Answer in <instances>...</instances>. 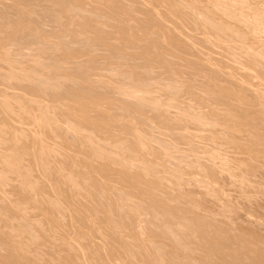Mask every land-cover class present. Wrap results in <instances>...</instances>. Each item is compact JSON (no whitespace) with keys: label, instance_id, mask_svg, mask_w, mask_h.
Masks as SVG:
<instances>
[{"label":"rangeland","instance_id":"374dc122","mask_svg":"<svg viewBox=\"0 0 264 264\" xmlns=\"http://www.w3.org/2000/svg\"><path fill=\"white\" fill-rule=\"evenodd\" d=\"M259 235L264 0H0V264H262Z\"/></svg>","mask_w":264,"mask_h":264},{"label":"bare ground","instance_id":"6f19581e","mask_svg":"<svg viewBox=\"0 0 264 264\" xmlns=\"http://www.w3.org/2000/svg\"><path fill=\"white\" fill-rule=\"evenodd\" d=\"M27 1H28V0H27ZM2 8H3V7H2ZM5 17H6V16H5ZM197 25H198V24H197ZM9 29H10V28H9ZM11 73H12V72H11ZM205 75H206V74H205ZM8 81H9V80H8ZM254 85H255V84H254ZM7 133H8V132H7ZM9 134H10V133H9ZM7 136H8V135H7ZM252 136H253V135H252ZM17 138H18V137H17ZM5 141H6V140H5ZM22 144H23V143H22ZM26 145H27V144H25V147H26ZM2 148H3V147H2ZM75 151H76V150H75ZM77 151H78V150H77ZM83 154H84V153H83ZM10 157H11V156H10ZM55 157H56V156H55ZM65 157H66V156H65ZM75 159H76V158H75ZM32 162H33V161H32ZM67 166H68V165H67ZM107 166H108V165H107ZM12 171H13V170H12ZM99 171H100V170H99ZM118 171H119V170H118ZM260 171H261V170H260ZM100 173H101V172H100ZM101 174H102V173H101ZM254 174H255V173H254ZM7 178H8V177H7ZM140 180H141V179H140ZM148 180H149V179H148ZM157 181H158V180H157ZM172 181L175 182L174 180H172ZM157 183H158V182H157ZM175 183H176V182H175ZM142 184H143V183H142ZM152 184H153V183H152ZM173 184H174V183H173ZM176 184H177V187H178V188L181 186L180 183H179L180 186H178V183H176ZM157 185H158V184H157ZM159 185H160V184H159ZM174 185H175V184H174ZM104 186H105V185H104ZM161 186H162V185H161ZM175 186H176V185H175ZM183 186H184V184H183ZM166 188H167V187H166ZM189 188H190V186H189ZM248 188H250V187H248ZM179 189H180V188H179ZM192 189H193V188H192ZM160 190H161V189H160ZM174 190H175V189H174ZM180 190H181V189H180ZM182 190H183V189H182ZM184 190H185V186H184ZM190 190H191V189H190ZM194 190H195V189H194ZM196 190H197V189H196ZM249 190H250V189H249ZM185 191H186V190H185ZM185 191H184V192H185ZM187 191H188V190H187ZM175 192H177V191H175ZM191 192H192V191H191ZM250 192H251V190H250ZM118 193H119V192H118ZM177 193H178V192H177ZM195 193H196V192H195ZM197 193H198V192H197ZM168 194H169V193H168ZM178 194H179V193H178ZM181 194H182V193H181ZM191 194H192V193H190V196H193L194 193H193L192 195H191ZM198 194H199V193H198ZM122 195H123V194H122ZM171 195H172V194H171ZM182 195H183V194H182ZM182 195H181V196H182ZM185 195L187 196V193H186ZM119 196H120V195H119ZM131 196H132V195H131ZM142 196H143V195H142ZM178 196H179V195H178ZM183 196H184V195H183ZM188 196H189V193H188ZM190 196H189V198H190ZM195 196H197V195H195ZM171 197H172V196H171ZM176 197H177V196H176ZM179 197H180V196H179ZM108 198H109V197H108ZM127 198H128V197H127ZM133 198H134V197H133ZM180 198H181V197H180ZM182 198H183V197H182ZM187 198H188V197H187ZM61 199H62V198H61ZM119 199H120V198H119ZM194 199H195V198H194ZM208 199H209V198H208ZM44 200H45V199H44ZM117 200H118V199H117ZM130 200H131V199H130ZM171 200H172V198H171ZM181 200H182V199H181ZM216 200H217V199H216ZM219 200H220V199H219ZM219 200H218V201H219ZM149 201H150V200H149ZM185 201H186V200H185ZM209 201H210V200H209ZM129 202H130V201H129ZM207 202H208V201H207ZM211 202H212V204H213V201H211ZM211 202H210V203H211ZM216 202H217V201H216ZM194 203H195V202H194ZM210 203H208V204H210ZM214 203H215V200H214ZM185 204H187V203H185ZM195 204H196V203H195ZM215 204H216V203H215ZM215 204H214V205H215ZM219 204H220V203H219ZM113 205H114V204H113ZM130 205H131V204H130ZM182 205H183V204H182ZM220 205H221V204H220ZM220 205H218V206L220 207ZM98 206H99V205H98ZM183 206H184V205H183ZM187 206H188V205H187ZM206 206H207V205H206ZM208 206H209V205H208ZM211 206H212V205H211ZM159 207H160V206H159ZM200 207H201V205H200ZM184 208H185V207H184ZM208 208H210V206H209ZM214 208H215V207H214ZM217 208H218V207H217ZM217 208H216L215 211L218 210ZM162 209H163V208H162ZM182 209H183V208H182ZM189 209H190V208H189ZM189 209H188V210H189ZM203 209H204V208H203ZM211 210H214V209L211 208ZM164 211H165V210H164ZM166 211H167V210H166ZM182 211H183V210H182ZM186 211H187V210H186ZM186 211H184V212H186ZM192 211H193V210H192ZM221 211H222V210H221ZM190 212H191V211H190ZM190 212H189V213H190ZM211 212H212V211H211ZM172 213H174V212H172ZM197 213H199V212H197ZM227 213H228V212H227ZM155 214H159V215H160V213H157V212H156ZM163 214H164V213H163ZM190 214H191V213H190ZM235 214H236V213H235ZM240 214H242V212H240ZM240 214H239V216H240ZM188 215H189V214H188ZM200 215H201V214H200ZM200 215H199V216H200ZM236 215H237V214H236ZM236 215H235V216H236ZM152 216H153V215H152ZM155 216L157 217V215H155ZM165 216H166V215H165ZM177 216H178V215H177ZM189 216H190V215H189ZM213 216H215V215H213ZM231 216H233V215H231ZM237 216H238V215H237ZM156 217H155V218H156ZM162 217H163V215L160 216V218H162ZM203 217H204V216H203ZM205 217H206V215H205ZM226 217H227V216H226ZM240 217H241V216H240ZM163 218H165V217H163ZM191 218H192V217H191ZM196 218H197V217H196ZM216 218H217V217H216ZM232 218H233V217H232ZM238 218H239V217H238ZM241 218H242V217H241ZM246 218H247V217H246ZM146 219H147V218H146ZM158 219H159V218H158ZM193 219H194V218H193ZM193 219H192V222H193ZM204 219H205V218H204ZM219 219H220V218H219ZM243 219H244V216H243ZM154 220H155V219H154ZM208 220H209V219H208ZM220 220H221V219H220ZM235 220H236V222H237L238 219H235ZM245 220H247V219H245ZM197 221H198V219H197ZM201 221H203V220H201ZM206 221H207V220H206ZM210 221H211V220H210ZM221 221H222V220H221ZM221 221H220V222H221ZM223 221H225V220H223ZM223 221H222V222H223ZM241 221H242V219H241ZM241 221H240V222H241ZM243 221H244V220H243ZM126 222H127V221H126ZM144 222H145V221H144ZM195 222H196V220H195ZM195 222H194V223H195ZM204 222H205V221H204ZM208 222H209V221H207V224H208ZM162 223H163V222H162ZM162 223H161V224H162ZM225 223H226V222H225ZM191 224H193V223H191ZM196 224H197V222L195 223V225H196ZM207 224H206V225H207ZM209 224H210V223H209ZM217 224H218V223H217ZM219 224H220V223H219ZM236 224H237V223H236ZM250 224H251V223H250ZM176 225H177V224H176ZM204 225H205V223H204ZM210 225H211V224H210ZM210 225H209V226H210ZM239 225H241V223H240ZM247 225H248V222H247ZM182 226H183V225H182ZM207 226H208V225H207ZM212 226H213V224H212ZM219 226H220V225H219ZM235 226H236V225H235ZM248 226H249V225H248ZM160 227H161V226H160ZM165 227H166V226H165ZM168 227H169V226H168ZM172 227H173V226H172ZM194 227H195V226H194ZM237 227H239V226H237ZM250 227H251V226H249V228H250ZM170 228H171V227H170ZM177 228H178V227H177ZM179 228H180V227H179ZM199 228H200V227H199ZM199 228H198V229H199ZM213 228H214V227H213ZM216 228H217V227H215V230L218 231V230H217L218 228H217V229H216ZM219 228H220V227H219ZM223 228H224V229H225V228H228V226H227V227H224V226H223ZM229 228H230V227H229ZM254 228H256V227H254ZM254 228L252 227L251 229L253 230ZM167 229H168V228H167ZM236 229H237V228H236ZM160 230H161V229H160ZM160 230H159V231H160ZM172 230H173V229H172ZM180 230H181V229H180ZM180 230H179V231H180ZM191 230H192V229H191ZM222 230H223V229H221V230L219 229V231H220L221 233L224 234V232H222ZM225 230H226V229H225ZM225 230H223V231H225ZM228 230H229V229H228ZM239 230H241V229H238V231H239ZM258 230H259V229H258ZM169 231H170V230H169ZM183 231H184V230H183ZM208 231H210V230H208ZM238 231H237V232H238ZM243 231H244V227H243ZM243 231L241 230L242 233H243ZM245 231H246L247 233H244L243 235H245V234L248 235V232H249V231H247L246 229H245ZM250 231H251V230H250ZM254 231H255V229H254ZM256 231H257V230H256ZM213 232H215V231H213ZM225 232H226V231H225ZM227 232H228V231H227ZM166 233H167V232H166ZM182 233H183V232H182ZM207 233H208V232H207ZM211 233H212V232H211ZM250 233H251V232H250ZM256 233H258V232H256ZM152 234H153V233H152ZM199 234H200V233H199ZM212 234H213V233H212ZM226 234H227V233H225V235H226ZM253 234H255V233H252L251 235H253ZM169 235H170V233H169ZM183 235H184V234H183ZM207 235H208V234H207ZM210 235H211V234H210ZM215 235H216V234H215ZM225 235H224V236H225ZM229 235H230V234H229ZM249 235H250V234H249ZM249 235H248V236H249ZM251 235H250L249 237H252ZM256 235H257V234H256ZM256 235H253V236H256ZM170 236H171V235H170ZM175 236H177V234H176ZM188 236H189V235H188ZM188 236H187V237H188ZM231 236H232V235H231ZM231 236H230V237H231ZM234 236H235V235H234ZM241 236H242V235H241ZM259 236H260V238L262 237L261 235H259ZM177 237H178V236H177ZM179 237H181V236H179ZM190 237H191V235H190ZM219 237H220V236H219ZM219 237H217V238H219ZM242 237H243V236H242ZM245 237H246V236H245ZM170 238H171V237H170ZM215 238H216V237H215ZM224 238H225V237H224ZM227 238H229V237H227ZM231 238H232V237H231ZM236 238H237V237H236ZM243 238H244V237H243ZM246 238H247V237H246ZM253 238H254V237H252V239H253ZM260 238H259V239H260ZM262 238L264 239V237H262ZM180 239H181V238H180ZM208 239H209V238H208ZM237 239H238V238H237ZM237 239H236V241H234V242H236V245H237V242H238ZM239 239H241V238L239 237ZM247 239H249V238H247ZM252 239H251V241H252ZM254 239H255V238H254ZM178 240H179V239H178ZM178 240H176V241H178ZM183 240H184V239H183ZM186 240H187V239H186ZM200 240H201V239H200ZM232 240H233V238H232ZM232 240H231V241H232ZM244 240H246V239L244 238ZM255 240L257 241L258 238L256 237ZM255 240H253V242H254ZM113 241H114V240H113ZM171 241H172V240H171ZM179 241H180V240H179ZM181 241H182V240H181ZM206 241H207V240H206ZM223 241L225 242V244H226V241L229 242L228 239H226V240L223 239ZM240 241H241V240H240ZM242 241H243V240H242ZM247 241H248V240L243 241V242H247ZM263 241H264V240H263ZM263 241L261 240V242H263ZM191 242H192V241H191ZM208 242H209V241H208ZM220 242H221V240H220ZM234 242H232V243H234ZM249 242H250V240H249ZM253 242H252V244H249V245H250V246L253 245ZM259 242H260V241L258 240L257 243H259ZM171 243H172V242H171ZM194 243H195V241H194ZM222 243H223V242H222ZM229 243H230V242H229ZM229 243H228V244H229ZM247 243H248V242H247ZM247 243H245V245L248 246ZM254 243H255V242H254ZM60 244H61V243H60ZM110 244H111V243H110ZM241 244L244 245V243H241ZM255 244H256V243H255ZM263 244H264V242H263ZM202 245H203V244H202ZM205 245H206V243H205ZM216 245H217V244H216ZM226 245H227V244H226ZM238 245H239V244H238ZM258 245H259V244H258ZM217 246H218V245H217ZM217 246H216V247H217ZM230 246H231V244H230ZM207 247H208V245H207ZM220 247H221V246H220ZM220 247H219V248H220ZM222 247H223V246H222ZM225 247H227V246H225ZM228 247H229V245H228ZM256 247H257V246H256ZM197 248H198V247H197ZM201 248H202V246H201ZM217 248H218V247H217ZM239 248H240V246H239ZM249 248H250V247H249ZM198 249H199V248H198ZM205 249H206V248H205ZM211 249H212V248H211ZM211 249H210V250H211ZM225 249H226V248H225ZM225 249H224V250H225ZM231 249H232V248H231ZM237 249H238V248H237ZM241 249H242V248H241ZM241 249H240V250H241ZM245 249H247V248H245ZM251 249H252V247H251ZM254 249H255V247H254ZM210 250H209V251H210ZM217 250H220V249H217ZM234 250H235V249H234ZM238 250H239V249H238ZM212 251H213V249H212ZM221 251H222V252L217 251L218 253H220V254H219V257H220V255H223V252H224L223 249H222ZM225 251H226V250H225ZM246 251H247V252H246ZM246 251H245L246 254H247V253L249 254L250 251L248 252V249H247ZM256 251H257V250H256ZM210 252H211V251H210ZM245 252H244V253H245ZM263 252H264V251H263ZM176 253H177V252H176ZM204 253H205V250H204ZM224 253H225V252H224ZM251 253H252V252H251ZM251 253H250V254H251ZM229 254H230V253H229ZM229 254H228V257H230ZM238 254H239V252H238ZM240 254H241V253H240ZM242 254H243V253H242ZM263 254H264V253H263ZM215 255H216V253H215ZM224 255H226V254H224ZM235 255H236V254H235ZM257 255H258V256H257ZM260 255H262V253H261ZM213 256H214V253H213ZM226 256H227V255H226ZM232 256H233V255H231V258H228V259H226V257H225V259L228 260V261H231V260L233 261L234 259H235V260H236V259L240 260L239 258H237L238 255H237V256H233L234 258H233ZM241 256H242V255H241ZM248 256H249V255H248ZM250 256H251V255H250ZM255 256H257V257L259 258V254H256ZM106 257H107V256H106ZM217 257H218V255H217ZM219 257H218V258H219ZM238 257H239V256H238ZM246 257H247V256H246ZM160 258H161V257H160ZM218 258H217V259H218ZM221 258H222V257H221ZM261 258H262V257H261ZM261 258H259V259H261ZM201 259H202V258H201ZM213 259H214V258H213ZM215 259H216V258H215ZM252 259H253V258H252ZM256 259H257V258H256ZM256 259H253V260H256ZM158 260H159V259H158ZM209 260H210V259H209ZM218 260H219V259H218ZM222 260H224V259H221L220 261H222ZM238 260H237V261H238ZM243 260H245V259H243ZM253 260H252V261H253ZM216 261H217V260H216ZM237 261H236V264H237ZM241 261H242V259H241ZM257 261H259V263H261L260 260L257 259L255 262H257ZM222 262H223V261H222ZM222 262H221V263H222ZM234 262H235V261H233V264H234ZM263 262H264V261H262V264H263ZM230 263H231V262H230ZM230 263H228V264H230ZM238 263H240V262H238ZM248 263H249V262H248ZM248 263H247V264H248ZM252 263H253V262H252ZM257 263H258V262H257ZM225 264H227V262H226Z\"/></svg>","mask_w":264,"mask_h":264}]
</instances>
